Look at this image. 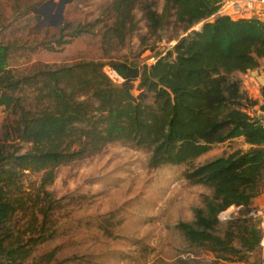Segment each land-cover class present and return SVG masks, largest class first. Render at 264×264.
<instances>
[{"label": "trees", "instance_id": "16d2710c", "mask_svg": "<svg viewBox=\"0 0 264 264\" xmlns=\"http://www.w3.org/2000/svg\"><path fill=\"white\" fill-rule=\"evenodd\" d=\"M163 2L159 13L157 0H113L94 24H66L46 47L55 51L103 24L109 55L138 30L141 10L143 53L154 52L168 29L166 42H176L153 64L108 57L18 71L12 46L0 43V264H51L54 253L40 260L35 253L57 233L61 201L50 187L58 170L115 143L145 151L152 170L185 165V181L210 190L193 221L175 226L189 247L212 254L214 264L257 263L263 231L251 214L264 191V105L246 95L239 75L264 60V19L232 18L221 11L224 0ZM258 106L259 115L250 112ZM238 139L249 149L195 164L214 145ZM231 208L238 210L222 222Z\"/></svg>", "mask_w": 264, "mask_h": 264}, {"label": "rangeland", "instance_id": "374dc122", "mask_svg": "<svg viewBox=\"0 0 264 264\" xmlns=\"http://www.w3.org/2000/svg\"><path fill=\"white\" fill-rule=\"evenodd\" d=\"M59 1L0 0V43L12 46L13 69L27 71L45 64L61 66L90 60L106 63L108 57L153 64V57L176 44L166 42L173 37V30L168 29L161 34L163 41L154 52L143 53L140 37L149 38L147 22L142 11L136 10L138 30L123 48H114L109 55L104 52L103 24L94 34L82 35L50 51L46 47L59 37L61 27L94 24L113 0H74L66 5L62 22L57 6L53 7ZM157 2L160 13L164 2ZM199 29L201 26L195 30ZM104 71L115 83H122L108 66ZM238 149L249 148L238 140L214 145L195 164ZM148 160L145 151L115 143L100 155L60 168L50 187L61 201L55 215L57 233L38 248L35 259L54 253L51 264H214L212 254L189 247L175 229L180 222L193 221V208L203 206L202 197L210 190L188 184L183 177L185 165L152 170ZM38 179L39 175L30 176L27 187ZM234 212V208L228 210Z\"/></svg>", "mask_w": 264, "mask_h": 264}, {"label": "crops", "instance_id": "0c3cea01", "mask_svg": "<svg viewBox=\"0 0 264 264\" xmlns=\"http://www.w3.org/2000/svg\"><path fill=\"white\" fill-rule=\"evenodd\" d=\"M228 2H239L240 6L245 7L249 10H260L264 8V5L259 3V0H224V3ZM249 18V17H248ZM247 18V19H248ZM241 80H242V90L246 93V95L255 101H258L260 105H264V98L261 94V87L264 86V60L261 61V66L259 69L249 72L247 74H241ZM259 106L251 109V113L260 114ZM3 114L0 110V121L2 120ZM240 142H244L243 139H238ZM248 148L249 146L246 145ZM254 207L256 210H263L264 209V191L263 193L255 199L254 201ZM264 235V226L261 227ZM256 264L261 263L264 261V247L260 245L259 251L256 255ZM252 262H255V259L252 260Z\"/></svg>", "mask_w": 264, "mask_h": 264}, {"label": "built area", "instance_id": "2783aa9c", "mask_svg": "<svg viewBox=\"0 0 264 264\" xmlns=\"http://www.w3.org/2000/svg\"><path fill=\"white\" fill-rule=\"evenodd\" d=\"M259 3L264 5V0H259ZM222 13L227 14L228 16L235 18V19H242V18H259L264 19V8L260 10H249L245 7L240 6L239 2H228L224 3L221 9ZM113 72V71H112ZM114 73V72H113ZM262 126L264 128V114L262 119ZM235 211L238 209L234 208ZM232 213H228V211L223 212L220 215V220L222 222L227 221L230 219V216ZM251 216L255 218L256 220L261 221V227L264 226V209L263 210H255ZM261 246L264 247V235L261 240ZM259 264H264V261H262Z\"/></svg>", "mask_w": 264, "mask_h": 264}, {"label": "water", "instance_id": "95a60500", "mask_svg": "<svg viewBox=\"0 0 264 264\" xmlns=\"http://www.w3.org/2000/svg\"><path fill=\"white\" fill-rule=\"evenodd\" d=\"M74 0H60L58 4H54L53 7H56L57 6V16L58 18L61 19V22L63 20V13H64V9L66 7V5L72 3Z\"/></svg>", "mask_w": 264, "mask_h": 264}]
</instances>
